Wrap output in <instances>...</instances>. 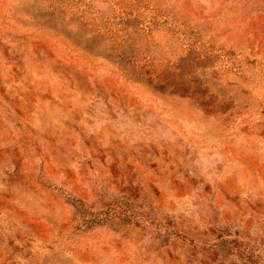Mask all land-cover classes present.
Here are the masks:
<instances>
[{
    "label": "rangeland",
    "instance_id": "rangeland-1",
    "mask_svg": "<svg viewBox=\"0 0 264 264\" xmlns=\"http://www.w3.org/2000/svg\"><path fill=\"white\" fill-rule=\"evenodd\" d=\"M156 1L148 82L0 0V264H264V0Z\"/></svg>",
    "mask_w": 264,
    "mask_h": 264
},
{
    "label": "trees",
    "instance_id": "trees-1",
    "mask_svg": "<svg viewBox=\"0 0 264 264\" xmlns=\"http://www.w3.org/2000/svg\"><path fill=\"white\" fill-rule=\"evenodd\" d=\"M53 3L48 20L53 28L60 29L63 24H68L74 29L78 25L84 35L81 40L76 41L85 48L118 60L123 68L125 65L124 69L130 65L137 76L148 82L161 79L162 76L156 69L158 54L154 49L145 54L143 45L131 39L130 35L133 30H142L148 36L147 43L155 46L156 29L164 22H178V14H165L164 8L156 0H62L63 9ZM70 8H74L72 18H68L66 14V9ZM57 12L62 17L61 22H56V17L53 16ZM183 22L185 29H174L175 33H186L188 23ZM119 215L115 214L114 217Z\"/></svg>",
    "mask_w": 264,
    "mask_h": 264
}]
</instances>
